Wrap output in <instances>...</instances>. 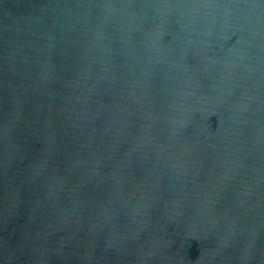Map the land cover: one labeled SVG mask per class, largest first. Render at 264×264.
Masks as SVG:
<instances>
[{
  "label": "water",
  "instance_id": "95a60500",
  "mask_svg": "<svg viewBox=\"0 0 264 264\" xmlns=\"http://www.w3.org/2000/svg\"><path fill=\"white\" fill-rule=\"evenodd\" d=\"M0 264H264V0H0Z\"/></svg>",
  "mask_w": 264,
  "mask_h": 264
}]
</instances>
